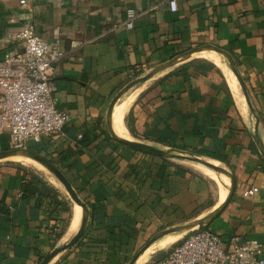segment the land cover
<instances>
[{"label":"crops","instance_id":"0c3cea01","mask_svg":"<svg viewBox=\"0 0 264 264\" xmlns=\"http://www.w3.org/2000/svg\"><path fill=\"white\" fill-rule=\"evenodd\" d=\"M169 1L46 0L30 12L20 0H0V56L22 51L8 36L30 21L62 53L54 96L70 120L63 133L28 148L56 163L89 219L83 237L48 264H129L162 231L205 219L225 201L230 184L226 190L198 163L134 149L116 141L107 125L113 99L130 82L205 46L233 57L253 110L240 107L224 71L207 57L224 56L203 50L132 87L125 129L116 114L113 128L119 137L225 167L235 181L231 198L197 228L225 241L234 235L264 241V157L257 143L259 137L264 147V0H176V12ZM130 15L133 29L124 26ZM9 150L4 132L0 152ZM25 166L0 159V264H41L76 234L69 232L75 213L64 210L72 209L69 198ZM252 187L258 193L245 196ZM186 232L153 243L147 251L165 239L170 245L147 264L165 258Z\"/></svg>","mask_w":264,"mask_h":264},{"label":"built area","instance_id":"2783aa9c","mask_svg":"<svg viewBox=\"0 0 264 264\" xmlns=\"http://www.w3.org/2000/svg\"><path fill=\"white\" fill-rule=\"evenodd\" d=\"M38 1L46 0L19 3L33 12ZM169 5L172 12L178 10L176 0H170ZM134 22L135 16L130 15L124 26L133 29ZM8 41L21 44L22 51L8 50L0 56V135L8 132L12 149H25L31 142L63 133L70 120V115L58 108L54 96L55 63L62 53L37 33L31 21L10 34ZM258 191V187H252L245 196L253 197ZM60 229L57 222L54 232ZM151 264H264V241L236 235L225 241L210 228H196L165 258Z\"/></svg>","mask_w":264,"mask_h":264},{"label":"water","instance_id":"95a60500","mask_svg":"<svg viewBox=\"0 0 264 264\" xmlns=\"http://www.w3.org/2000/svg\"><path fill=\"white\" fill-rule=\"evenodd\" d=\"M203 50L216 51V52L222 54L228 60L232 71L235 73V75L238 78V81H239L241 89H242V91H243V93L245 95V98H246V101L248 103V106L250 107V109L253 110L252 104L250 102V97L248 95L246 83H245L243 77L241 76L238 68L236 67V64H235V61H234L233 57L228 52L223 51V50L219 49L218 47L205 46V47H201V48H198V49L191 50V51H189L187 53H184L183 55H180L176 59H173V60L161 65L160 67L154 69L148 75H146L144 77L137 78V79L133 80L132 82H130L113 99V101H112V103H111V105L109 107L108 114H107V125H108V129H109V132H110L111 136L116 141H118L120 143L126 144V145H128L130 147H133L135 149H138L140 151H144V152H147V153H150V154H153V155H157V156H160V157H164V158L181 157V158H184L186 160H189V161H192V162H195V163H198V164H202V165H204V166H206L208 168H211V169H213V170H215L217 172L227 173L228 175H230V177L232 179L229 195H228L226 201L219 208H217L211 215H209L205 219L192 221L191 223H187L185 225H181V226H178V227H175V228H172V229L164 230L161 233H159L158 235H156L155 237H153L145 245V247H143V249H141L135 255V257L131 260V262L129 264H136V262L140 258V256L153 243H155L156 241L160 240L161 238H163L165 236H168L170 234L183 233L185 231H191V230H193V229H195L197 227L202 226L206 222H209L212 219H214L221 211H223V209L227 205V203L230 200L231 195L233 193L234 186H235V181H234L232 173L230 171H228L225 167H222V166L220 167V166L214 165L213 163L207 161L206 159H204L202 157H199L197 155H194L192 153L182 152L181 153L182 155H177L176 153L169 152V151H164V150L155 148L153 146L147 145V144L142 143V142L130 141V140H127V139H122V138L118 137L115 134V132L113 131L112 126H111L113 110H114L116 104L119 102L121 97L123 95H125L132 87H134V86H136V85H138L140 83H143V82L151 79L152 77H154L158 73H161V72L173 67L174 65L178 64L180 61H185V60L189 59L194 53H196L198 51H203ZM257 143L259 144L260 150H261L262 155L264 157V147H263V144H262V142H261L259 137L257 138ZM14 154L26 155V156H29V157L37 160L38 162L44 164L47 168H49L50 171H52V173L64 185V187L66 188L67 192L69 193V195L71 196L73 201L83 208V218H82V223L80 225L79 230L77 231V233L72 237V239L68 243H66L63 247L55 249L54 251H52L47 257H45V259L41 263V264H48L55 256H57L62 251L73 247L83 237V235H84V233L86 231V228H87V224H88L89 209H88L87 204L79 197L78 193L76 192V190L74 189V187L72 186L71 182L68 180L66 175L53 162H51L46 157L40 155L39 153H37V152H35V151H33V150L29 149V148L12 149V150H9V151L0 152V159L8 158V157H10V156H12Z\"/></svg>","mask_w":264,"mask_h":264},{"label":"bare ground","instance_id":"6f19581e","mask_svg":"<svg viewBox=\"0 0 264 264\" xmlns=\"http://www.w3.org/2000/svg\"><path fill=\"white\" fill-rule=\"evenodd\" d=\"M204 52V51H203ZM208 52H212V51H208ZM216 52V51H214ZM200 53V52H199ZM218 53V52H217ZM196 54V53H195ZM193 54V55H195ZM192 55V56H193ZM209 59H211L213 62H215L218 67L220 69H222L232 87V91L235 92L234 95H236L237 97V100H238V103L240 105V107L243 109V110H246L247 109V102H246V98L244 97L245 95L242 93V90H241V86L237 83V79H234L232 77V74L234 73L233 71H231L232 69L228 68L227 64H225L224 60H222L221 56L218 55V54H211V55H208L207 56ZM233 72V73H232ZM235 74V73H234ZM237 77V76H236ZM233 92V93H234ZM133 94V93H132ZM134 95V94H133ZM136 96V94L134 95ZM134 96H128L124 99H122L119 103L116 104L115 108H114V115L116 114V118H117V122L125 129V117H126V114L128 113L130 107H131V104L133 102V99H134ZM111 126H112V129L114 131V128H113V124H112V120H111ZM115 134L119 137L118 133L116 131H114ZM122 139H127V140H130V141H133L132 139H128V138H124V137H120ZM10 160L11 161H14V162H17V163H21L23 165H26V166H31V167H35L36 169H38L39 171L43 172L44 174H50L53 176V179L54 181L56 182L57 179L55 177V175L52 173V171L49 170V168H47L44 164L38 162L37 160L29 157V156H26V155H22V154H14L12 156H10ZM208 161V160H207ZM211 163H213L214 165L216 164H219L217 162H214V161H209ZM220 165V164H219ZM195 167H197L198 169L202 170L203 173H205L206 175L208 176H212V175H215L216 178L218 179V181L224 186V188L227 190L228 187H229V184L231 186V183H232V179L231 177L229 178L230 175H228L227 173H224V172H217L213 169H210L206 166H202L200 164H196ZM194 167V168H195ZM36 171V170H35ZM200 172V171H199ZM44 176V175H43ZM47 176V175H46ZM57 183V182H56ZM60 184H62L60 181H59ZM56 186V185H55ZM230 191V189H229ZM229 194V192H228ZM228 194L225 198V201L228 197ZM223 200V196L221 195V201ZM224 201V202H225ZM223 202V203H224ZM222 203V204H223ZM78 205V204H77ZM75 206V211H79V207H81L80 205L78 206ZM82 209V212H81V217H80V223L78 221V219L74 216L73 217V221H72V225H71V233H77V231L79 230L80 228V225L82 223V218H83V208L81 207ZM187 233V232H186ZM180 236V235H179ZM172 240V239H171ZM178 240V237H175L173 238V242ZM172 242V243H173ZM170 242L168 241V239H165L163 240L156 248L152 249V250H149V251H145V253L143 255L140 256V258L137 260L136 264H147V262L150 261V259L154 256V254L157 253V251L161 248H167L168 247V244ZM170 245V244H169Z\"/></svg>","mask_w":264,"mask_h":264},{"label":"rangeland","instance_id":"374dc122","mask_svg":"<svg viewBox=\"0 0 264 264\" xmlns=\"http://www.w3.org/2000/svg\"><path fill=\"white\" fill-rule=\"evenodd\" d=\"M211 54H216V53H211ZM211 54H209V55H211ZM204 55V54H203ZM223 60H224V62H225V64H227V66H228V68H230L231 69V67H230V65H229V63H228V60L224 57L223 58ZM233 73V72H232ZM232 77L234 78V79H237L236 78V76L234 75V74H232ZM237 83L238 84H240L239 82H238V79H237ZM241 88V87H240ZM242 90V89H241ZM235 93V92H234ZM242 93H243V91H242ZM128 95H130V94H128ZM126 96L127 95H123V97H121V99H120V101L122 100V99H124V98H126ZM119 101V102H120ZM28 148V147H27ZM35 152H37V151H35ZM49 160V159H48ZM50 161L51 162H53L51 159H50ZM54 163V162H53ZM192 163H195V162H192ZM55 165H56V163H54ZM57 166V165H56ZM220 166H222V165H220ZM25 167H27L28 169H30L33 173H35V174H37V175H39L40 177H42L43 179H45L48 183H50L51 185H53V186H55V187H57L58 189H60L68 198H69V200H70V202H71V205H72V212H73V214H74V216H76V214H77V212L75 211V206H76V203L73 201V199L71 198V196L69 195V193L67 192V190H66V188L64 187V185L63 184H60L59 183V180H58V178L56 177V179H57V183L54 181V179H53V176L52 175H50V174H44L43 172H41V171H39L38 169H36L35 167H31V166H25ZM223 167V166H222ZM36 170V171H35ZM44 175V176H43ZM47 175V176H46ZM79 211H80V209H79ZM80 213H78V215H79ZM192 231V230H191ZM190 231H187V233H189ZM159 233V232H158ZM157 234V233H156ZM175 234H181V233H175ZM183 235V237H184V235L186 236L187 234L186 233H184V234H182ZM163 241V240H162ZM161 241V242H162ZM177 241V240H176ZM160 244V243H159ZM159 244H155L154 246H153V249H154V247H157ZM150 250H152V249H150Z\"/></svg>","mask_w":264,"mask_h":264},{"label":"trees","instance_id":"16d2710c","mask_svg":"<svg viewBox=\"0 0 264 264\" xmlns=\"http://www.w3.org/2000/svg\"><path fill=\"white\" fill-rule=\"evenodd\" d=\"M134 149H135V148H134ZM39 181H40V180H39ZM30 184H31V182L28 183V184L26 185V189L29 187ZM64 210H66L67 212H70V213H71V211H72V209H71L70 206H66V207H64Z\"/></svg>","mask_w":264,"mask_h":264}]
</instances>
